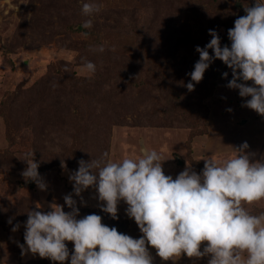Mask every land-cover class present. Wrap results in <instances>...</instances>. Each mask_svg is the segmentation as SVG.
<instances>
[{
    "label": "rangeland",
    "instance_id": "rangeland-1",
    "mask_svg": "<svg viewBox=\"0 0 264 264\" xmlns=\"http://www.w3.org/2000/svg\"><path fill=\"white\" fill-rule=\"evenodd\" d=\"M85 2L101 5V11L84 16L81 8ZM254 3L255 0H0V264H24L33 258L42 259L38 264H59L31 253L22 256L18 245L24 240V224L16 231L12 228L14 221L24 220L29 211L47 212L53 204L71 211L64 201L68 194L77 201L78 219L95 213L102 217V223L121 233L133 238L142 236L134 219L126 214L128 206L123 201L118 204V218L113 219L101 210L102 202L94 188L80 196L73 192L69 177L79 165L77 160L75 165L67 159L75 153V123L94 121L99 101H111L115 114L120 113L118 124L113 126L110 148L104 150L113 162L126 157L138 159L141 148L156 150L165 160V175L175 179L187 165L198 174L202 171L193 164L194 159L203 167L204 158L223 161L234 156L235 148L244 142L255 160H264V116L243 106L251 97H240L238 89L227 87L233 78L230 68L215 59L198 83L209 93L205 99L206 120L203 116L194 120L193 115L200 103L201 87L196 84L192 91L186 87L191 81L188 73L199 60L196 47L203 48L212 38L209 29L218 33L221 47H230L228 29L234 27L238 17L246 15L244 8ZM87 19L93 21V27L82 29ZM101 45L111 46L119 72L103 64L94 76L83 70L85 59L95 63L97 69L96 49ZM209 53L213 55L211 49ZM225 72L227 78L222 75ZM99 74L101 83L93 87L92 80ZM208 76L219 81L215 87L205 86ZM247 84L252 86L251 81ZM170 87L175 90L172 95ZM175 99H179L176 111L172 110L177 104ZM151 106L159 125L139 120ZM164 115H171L165 125ZM206 124L207 131L199 133ZM51 130L54 134L58 131L56 135L61 139L53 149L54 163L36 147L47 146L54 137ZM91 130L92 136H86L89 143L92 137L97 138V130ZM67 131L71 135L68 139ZM30 153L39 163L38 172L46 190L22 176L27 167L24 160L31 159ZM65 154L69 155L62 161ZM56 161L64 166H58ZM246 207L259 215L264 212V200ZM66 243L71 253L74 245ZM148 247L153 264H208L209 257L197 259L184 254L175 261H163L156 249Z\"/></svg>",
    "mask_w": 264,
    "mask_h": 264
},
{
    "label": "clouds",
    "instance_id": "clouds-1",
    "mask_svg": "<svg viewBox=\"0 0 264 264\" xmlns=\"http://www.w3.org/2000/svg\"><path fill=\"white\" fill-rule=\"evenodd\" d=\"M101 7L85 2L81 11L91 17ZM244 11L246 15L228 29L230 47H221L218 33L209 29L212 38L203 48L196 47L199 60L188 73L191 81L186 87L194 90L211 63L219 59L232 70L227 87L238 89L240 97H251L243 106L264 116V0H255ZM81 27L91 29L93 21L87 19ZM96 50L105 51L103 45ZM82 68L90 75L96 72L95 63L86 59ZM222 75L227 78L228 73ZM248 148L244 142L235 148L234 156L223 161L204 158L199 174L187 165L175 179L165 175L160 154L147 148H141L138 159L113 162L107 152L90 161L82 159L69 177L74 194L80 196L94 188L101 210L113 219L118 218V204L123 201L142 236L121 233L102 223L95 213L78 219L77 201L68 194L64 201L69 212L58 204L47 212H28L25 243L18 245L21 255L31 253L59 264L69 260L70 264H153L150 245L163 261H175L184 254L209 257L208 264H264V212L254 215L246 207L264 200V160H255ZM29 155L22 176L46 190L39 163L34 153ZM19 227L16 224L12 231ZM66 242L74 245L71 253Z\"/></svg>",
    "mask_w": 264,
    "mask_h": 264
},
{
    "label": "trees",
    "instance_id": "trees-1",
    "mask_svg": "<svg viewBox=\"0 0 264 264\" xmlns=\"http://www.w3.org/2000/svg\"><path fill=\"white\" fill-rule=\"evenodd\" d=\"M161 33H163V31ZM110 47L109 46H104L105 51L104 52H99L97 54L98 61H97V69L96 70H99V68L101 69V65L103 64L104 66L108 65V67L110 65V66H112L111 69L113 71L119 72L118 70H120V69L118 68V63H117V61L115 59L116 56H113V54H112L113 52H112ZM155 50L157 52H161L158 49H155ZM193 57H195V55H193ZM131 61H132L131 58L128 59L127 60V64H130ZM191 70H194V67H192ZM107 77L108 76H105L104 79L106 80ZM101 78H102V74L97 75V79H95L96 81L92 80V84L91 85L93 87H95V86L99 87V85L101 83ZM219 78L217 80H219ZM87 81H88V79H87ZM90 81H89V83H90ZM99 81H100V83H99ZM206 81L208 82L205 85L207 88H210V87L213 88V87H215L216 83L219 82V81L215 82V79H212L211 76H208ZM197 85H198L197 88L201 87L199 84H197ZM199 90L202 92L204 90V88L201 87ZM204 91L202 92L203 94L201 93L199 95V97H200L199 105L196 108L193 109L194 120H196V118L199 120L200 116H203L205 118L204 120L208 119L206 117L207 106H206V103H205V99L209 96L208 95L209 93L207 94V91H206V93ZM151 92L155 93V89L152 90ZM173 92H175L174 88L170 87V94L172 95ZM100 93L103 94L104 93L103 90ZM160 93L162 94V92H160ZM174 101H177V104L176 103L173 104V108L174 109H172V110L176 111L177 105L179 103V99H175ZM97 105H99V106H97V118H95L94 121L88 120L87 123H85L83 125L80 124V123H78L76 125V123H75V126H76L75 128L78 131L77 134H76V137H75V139L77 141L76 142V146L72 147L73 151L75 150V153H74V155L65 154L64 157H61L62 161H65L67 159L68 155H69V157L67 159V160H69L68 162L70 164H75L76 165V160L78 162V161H80L82 159L85 160V161H90L91 159H97V158H99L101 156V154H103L105 152L104 150H108L110 148L111 138H112V135H113V126L118 124L117 120L119 118L118 116H119L120 113L118 112L117 114H115V112H114V104L111 103V101H107V100L103 101L102 100V101H99V103ZM151 108H152V106L150 107L149 111L145 112L144 114H141L139 120L141 119V122H144L146 124L159 125L158 123H156V120L154 118V114L151 112ZM89 114H91V113L89 112ZM76 116H78V115L76 114ZM114 117L117 118L116 121L114 120ZM170 118H171V115L170 116L169 115H164L165 121L162 124L165 125L166 122H168L166 120H168V119L170 120ZM66 122H67L68 125L70 124L68 119H67ZM195 126H196V124L194 125V127ZM206 127H207V124H206L205 127H203V129L198 130V132L199 133H205L207 131ZM63 128L65 130H67L66 127H65L64 122H63ZM91 128H95L97 130V138H95V137L93 138L92 137L91 138L92 139L91 140L92 143H89V141L87 139L89 137H86V136H92L90 134L91 133L90 131H92ZM51 133L54 135V137H53L52 140L48 141V144H47L46 147H45V144H43L42 147L40 145L37 146V144H36V147L39 148L38 150L40 151V153L42 154L43 157H48V159L50 160V163H54L55 162L54 160H56V157H55V153H54L53 149L56 148V143L58 144L59 140H61V139H60V137L58 135H56L58 133V131L57 132L55 131V134L53 133V131ZM82 134H83V136L81 137ZM17 135H18V132L15 134V138H17ZM84 135H85V138H84ZM70 136L71 135H69V133L67 131L66 138L68 139V138H70ZM34 140H35V138L33 139V142H35ZM191 140H192V138H191ZM14 141H15V139H14ZM33 142H32V145H33ZM189 145H191L190 140H189ZM41 149H42V151H41ZM95 153H97V155ZM60 154L57 155V156L60 157ZM192 162H193V164L196 167H199L201 170L203 169V164L200 161L194 159ZM56 163L58 164V166L62 165V164L59 165V163L57 161H56ZM1 210H3V208H1ZM1 213H2V211H1ZM27 218L28 217L24 218V220H21L19 218L16 219V222L14 221L15 224L13 226H15L16 224H19L20 227L22 226L21 224L25 225V223L27 221ZM7 219L6 220L4 219L5 225H7V222H8ZM23 241L24 240L22 239L20 244H23ZM20 251H21V248H20ZM35 259L36 258L24 261V264H30V263L38 264V261L42 260V259H36V260ZM43 260L47 261V258L43 259Z\"/></svg>",
    "mask_w": 264,
    "mask_h": 264
}]
</instances>
